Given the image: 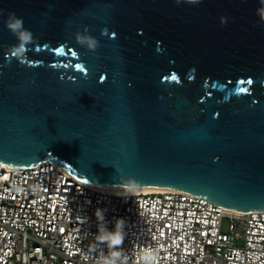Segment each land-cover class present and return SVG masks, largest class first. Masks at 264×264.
Listing matches in <instances>:
<instances>
[{
	"label": "water",
	"instance_id": "1",
	"mask_svg": "<svg viewBox=\"0 0 264 264\" xmlns=\"http://www.w3.org/2000/svg\"><path fill=\"white\" fill-rule=\"evenodd\" d=\"M261 0H0V166L264 212ZM31 30L24 63L5 27ZM223 21V22H222ZM87 33L95 51L75 40Z\"/></svg>",
	"mask_w": 264,
	"mask_h": 264
},
{
	"label": "built area",
	"instance_id": "2",
	"mask_svg": "<svg viewBox=\"0 0 264 264\" xmlns=\"http://www.w3.org/2000/svg\"><path fill=\"white\" fill-rule=\"evenodd\" d=\"M97 209L110 231L125 221L127 264H142L145 249L154 264H264V212L228 213L183 192H101L49 163L0 166V264H97Z\"/></svg>",
	"mask_w": 264,
	"mask_h": 264
},
{
	"label": "clouds",
	"instance_id": "3",
	"mask_svg": "<svg viewBox=\"0 0 264 264\" xmlns=\"http://www.w3.org/2000/svg\"><path fill=\"white\" fill-rule=\"evenodd\" d=\"M182 0H177V4ZM187 3L196 5L200 0H186ZM261 7L257 9V15L261 21H264V0H261ZM223 22V21H222ZM5 27L16 37L18 43L10 46L9 54L12 58L16 59L19 63L23 64L29 51V45L35 42V37L31 30L24 27V20L18 17L14 12H9L5 21ZM75 40L81 46L86 47L88 50L95 51L100 45L99 41L85 32L75 33ZM138 188V183L133 179L123 181V189L129 193L135 192ZM96 218L98 221V233L95 236V242L100 246L97 264H127L125 257L127 252L124 251L122 245L125 239V221L117 219L115 221L114 230H108L104 217V210H96ZM105 248L107 251H105ZM157 259L156 253L151 249H145L141 253L142 264H154Z\"/></svg>",
	"mask_w": 264,
	"mask_h": 264
},
{
	"label": "bare ground",
	"instance_id": "4",
	"mask_svg": "<svg viewBox=\"0 0 264 264\" xmlns=\"http://www.w3.org/2000/svg\"><path fill=\"white\" fill-rule=\"evenodd\" d=\"M95 190H98L101 192L112 193V194H128L129 193L127 191H113V190H99V189H95ZM166 191L179 192L175 190H165V189H147V190H138V191L132 192V194H149V193H160V192H166ZM226 212L234 213L230 211H226ZM235 214H239V213H235Z\"/></svg>",
	"mask_w": 264,
	"mask_h": 264
}]
</instances>
